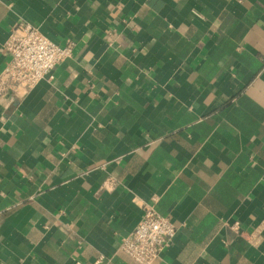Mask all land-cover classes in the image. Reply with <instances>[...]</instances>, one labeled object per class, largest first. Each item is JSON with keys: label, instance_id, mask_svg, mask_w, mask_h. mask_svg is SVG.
Returning <instances> with one entry per match:
<instances>
[{"label": "crops", "instance_id": "0c3cea01", "mask_svg": "<svg viewBox=\"0 0 264 264\" xmlns=\"http://www.w3.org/2000/svg\"><path fill=\"white\" fill-rule=\"evenodd\" d=\"M73 50L0 92V264H137L144 206L177 227L154 264H264V0H0Z\"/></svg>", "mask_w": 264, "mask_h": 264}, {"label": "built area", "instance_id": "2783aa9c", "mask_svg": "<svg viewBox=\"0 0 264 264\" xmlns=\"http://www.w3.org/2000/svg\"><path fill=\"white\" fill-rule=\"evenodd\" d=\"M72 45L57 43L32 23H17L4 43L10 61L0 74V92L22 93L43 79H53L57 66L71 57ZM176 232L170 217L146 204L143 217L122 239L120 249L137 264H154Z\"/></svg>", "mask_w": 264, "mask_h": 264}]
</instances>
